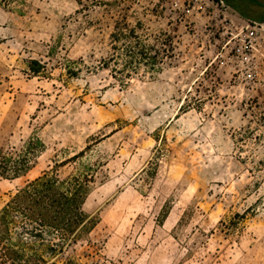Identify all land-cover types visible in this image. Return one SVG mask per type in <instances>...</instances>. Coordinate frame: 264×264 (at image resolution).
<instances>
[{"label": "rangeland", "instance_id": "rangeland-1", "mask_svg": "<svg viewBox=\"0 0 264 264\" xmlns=\"http://www.w3.org/2000/svg\"><path fill=\"white\" fill-rule=\"evenodd\" d=\"M178 1L0 0V150L44 144L26 176L0 178V211L89 147L98 225L66 255L80 264H264V96ZM225 1L264 22L252 0ZM132 30L156 66L124 70Z\"/></svg>", "mask_w": 264, "mask_h": 264}, {"label": "trees", "instance_id": "trees-1", "mask_svg": "<svg viewBox=\"0 0 264 264\" xmlns=\"http://www.w3.org/2000/svg\"><path fill=\"white\" fill-rule=\"evenodd\" d=\"M129 35L136 40V46L127 49L129 59L124 70L138 71L147 61L156 66L158 55L150 58L135 31H130ZM122 37L113 35L114 40ZM117 63L114 55L103 67L109 70L111 64ZM30 70L40 76L46 72V67L33 61ZM43 149L42 141L32 138L19 153L6 154L0 150V178L13 181L26 176ZM87 150L89 147L62 163L78 164L75 172L66 177L57 169L45 172L29 181L3 207L0 211V264H80L66 255L98 225V219L84 209L100 166L83 161Z\"/></svg>", "mask_w": 264, "mask_h": 264}, {"label": "built area", "instance_id": "built-area-1", "mask_svg": "<svg viewBox=\"0 0 264 264\" xmlns=\"http://www.w3.org/2000/svg\"><path fill=\"white\" fill-rule=\"evenodd\" d=\"M183 15L207 17L215 32L225 64L233 67L232 79L264 96V22L238 14L225 0H179ZM178 6V4L176 5Z\"/></svg>", "mask_w": 264, "mask_h": 264}, {"label": "water", "instance_id": "water-1", "mask_svg": "<svg viewBox=\"0 0 264 264\" xmlns=\"http://www.w3.org/2000/svg\"><path fill=\"white\" fill-rule=\"evenodd\" d=\"M256 1L259 5L264 7V0H254Z\"/></svg>", "mask_w": 264, "mask_h": 264}]
</instances>
